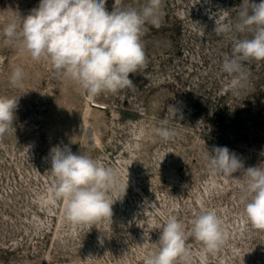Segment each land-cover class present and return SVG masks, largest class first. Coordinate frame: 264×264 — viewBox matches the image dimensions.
Here are the masks:
<instances>
[{
	"label": "rangeland",
	"instance_id": "1",
	"mask_svg": "<svg viewBox=\"0 0 264 264\" xmlns=\"http://www.w3.org/2000/svg\"><path fill=\"white\" fill-rule=\"evenodd\" d=\"M39 2L0 0V96L18 97L13 124L0 137V264H144L173 217L184 225L188 264H264V231L253 228L242 201L243 171L264 165V60L244 62L248 79L237 88L222 64L252 33L214 31L234 26L241 7L261 0H163L160 26H145L147 62L130 74L135 87L95 97L50 61H34L22 40L4 36L9 22L19 27ZM146 3L106 0L105 7ZM17 67L19 87L10 83ZM161 126L176 134L162 140L155 132ZM56 146L90 156L127 183L123 197L109 193L111 219L66 221L67 202L51 190ZM214 147L235 153L243 169L227 177L211 170L205 156ZM206 211L227 234L215 253L192 232Z\"/></svg>",
	"mask_w": 264,
	"mask_h": 264
},
{
	"label": "clouds",
	"instance_id": "2",
	"mask_svg": "<svg viewBox=\"0 0 264 264\" xmlns=\"http://www.w3.org/2000/svg\"><path fill=\"white\" fill-rule=\"evenodd\" d=\"M163 0H147L139 10L114 6L109 12L106 0H40L37 8L22 19L18 27L9 22L3 34L9 40H22L25 50L34 61H50L61 76L76 83L86 95L116 93L135 87L130 74L146 65L142 43L146 24L159 27ZM239 22L216 24L217 35L235 31L251 32V38L235 43L233 54L222 64V71L233 76V84L243 88L248 74L244 62L264 60V0L259 4L241 7ZM24 77L20 67L14 69L10 83L19 87ZM18 97L0 96V137L12 126ZM163 125L167 121L162 122ZM164 141L176 133L167 126L155 129ZM84 135L93 139L90 130ZM54 177L52 193L66 201L65 219L73 225L87 226L101 219H111L113 201L109 193L126 192L127 183H121L116 171L86 154H77L68 146L50 150ZM205 159L208 167L224 176L243 169L242 161L227 147H214ZM245 214L256 230L264 231V165L248 167ZM194 238L207 252L218 251L227 238L221 221L214 211L202 212L192 222ZM189 251L185 243L184 225L177 218L167 220L159 237V249L150 254L144 264H188Z\"/></svg>",
	"mask_w": 264,
	"mask_h": 264
}]
</instances>
